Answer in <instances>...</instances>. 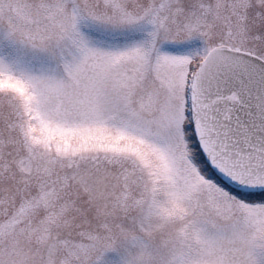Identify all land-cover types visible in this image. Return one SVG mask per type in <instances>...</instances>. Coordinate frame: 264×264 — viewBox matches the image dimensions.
Returning <instances> with one entry per match:
<instances>
[{
	"label": "snow or ice",
	"instance_id": "1",
	"mask_svg": "<svg viewBox=\"0 0 264 264\" xmlns=\"http://www.w3.org/2000/svg\"><path fill=\"white\" fill-rule=\"evenodd\" d=\"M0 264H264V0H0Z\"/></svg>",
	"mask_w": 264,
	"mask_h": 264
}]
</instances>
